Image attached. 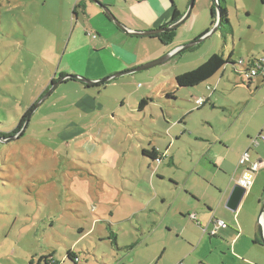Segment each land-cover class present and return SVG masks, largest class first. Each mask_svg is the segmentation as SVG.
<instances>
[{
  "label": "rangeland",
  "instance_id": "374dc122",
  "mask_svg": "<svg viewBox=\"0 0 264 264\" xmlns=\"http://www.w3.org/2000/svg\"><path fill=\"white\" fill-rule=\"evenodd\" d=\"M178 1L189 9L191 0ZM226 3L232 32L221 27L165 64L113 80L101 93L80 92V82L62 83L33 112L24 135L21 130L15 140L0 142V264H37L50 254L75 264L70 249L77 264H150L166 248L182 249L178 235L188 229L182 216L189 219L205 207L190 191L202 194L219 181L231 190L244 169L237 170L249 137L256 138L264 126V83L243 84L237 72L245 67L228 64L195 88L176 84L177 75L215 54L232 56L237 65L264 59V0ZM213 5L195 0L174 46L214 29ZM72 9L68 0H0L3 140L14 137L4 135L43 99L52 79L59 81L69 68L86 69L87 53L70 56L68 43L77 37ZM149 96L152 102L139 113L140 101ZM199 98L209 101L198 107ZM150 142L164 154L160 163L143 156ZM250 153L252 162L257 154L264 159V146ZM222 161L234 170L228 179L220 172L216 182L213 174ZM258 174L262 184L264 170ZM217 199L216 191L207 193L208 202ZM245 200L241 220L256 230L257 188ZM225 206L216 219L234 229L227 213L236 212ZM199 221L204 228L208 224ZM243 255L241 263L257 252L246 248Z\"/></svg>",
  "mask_w": 264,
  "mask_h": 264
},
{
  "label": "crops",
  "instance_id": "0c3cea01",
  "mask_svg": "<svg viewBox=\"0 0 264 264\" xmlns=\"http://www.w3.org/2000/svg\"><path fill=\"white\" fill-rule=\"evenodd\" d=\"M68 1L70 3V6L73 7L72 9L73 16H72L71 24H73V26L76 25V31H77L76 40H70L68 43V45L73 44L72 47L73 51L70 53V56L81 54L82 52H85L88 55H87V60L85 62L86 69L75 70L69 68L67 72L64 71V73L61 74L60 79L68 75H78V76H84L86 78H90L92 79V81H100L103 80V78L105 79L112 76L118 71L126 72L129 70H133V68L139 66V64L143 62H149L151 60H155L156 58H162V57L164 58L166 55L177 50V48L181 47L183 44L191 40L189 39V40L181 41L180 43L182 45L174 46L176 44L175 43L176 37L173 43H171L170 45H165L164 43H162L158 35H154V36L132 35L122 31L117 25L115 26L113 24L114 22L113 18L109 14H106V12H104V10L93 1L91 0H68ZM98 1L103 6H107L112 16L131 32L133 31L147 32V31L157 30L160 28L170 27L175 23L179 22L180 20H182L189 10L188 7L184 9V4H182L178 0H98ZM213 1L216 2V0ZM78 4H82L83 7L78 8L77 13L75 14L74 8ZM177 13L181 16V18L177 21H174L175 15H177ZM68 22L70 24V21ZM212 27L215 26L212 25ZM179 28L180 27L174 29L177 31ZM192 32L195 33V28L193 26L190 29V33ZM199 32L197 34H199ZM202 34L198 36L196 35L194 39L196 38L198 39L200 36H203ZM85 37L86 40H84ZM230 58L232 61V56H230ZM257 59L258 58H253L250 62H248L246 68L247 69L254 68ZM165 63L166 62L162 64ZM235 66L238 67V65ZM90 69H92L94 73L91 74V77H88ZM240 74L242 77L239 76V78L241 79L242 83L245 84L248 88H250L256 81L264 83V75L262 74H259L258 76H256L251 80L245 78L243 71H241ZM178 76L179 75H177V77ZM53 80L54 79H52V81ZM112 81L108 83H111ZM65 82L73 83L80 81L67 80ZM51 83L49 85L46 84V86L43 87V91L39 95L40 97L43 96V94L49 90ZM80 83L82 84V87L79 89L80 92L89 91L90 89L98 90L99 91L98 93H101L102 91V87H96V85L95 86L88 85L89 87H86L87 84L85 85L82 82ZM108 83H106L103 86L104 89ZM72 87L73 89H76V86L73 85ZM208 88L210 89V87ZM153 90L154 89H152V91ZM150 98L151 97L149 96L144 99H150ZM205 100H209V98L203 99V101H201V98L197 99L195 101L196 105L198 107H202L201 105H204L207 102V101L205 102ZM124 104L125 102H122V107L124 106ZM149 105L147 107H149ZM83 108L85 109L86 107ZM146 108H144L143 110H140V108H138L139 113L141 112L145 113ZM164 114L165 113L163 112V116H165ZM24 115L21 116V119L23 118ZM253 139H256L258 141V146L253 149L260 148L262 145L264 146V126H262V129H260L256 138L249 137L248 140L250 144ZM144 150H147L149 152L152 150H156L158 153L156 155V159H151L150 157L145 156L143 154V156L147 159V161L151 160L153 162L160 163L162 160L165 159L164 154L160 152L159 149L156 146H154V144H152V142L149 143V148L142 149V153ZM248 150L251 151L250 146L246 151ZM242 156L243 154L240 157L237 170H239L241 167H244V169H242L239 178L243 177L245 172L248 169H250L249 164L246 165L241 164ZM250 157L252 162L253 158L252 156ZM157 158H160V160ZM256 162L261 165L258 172L255 173V180L257 176V186L254 181L252 188L246 191L245 193V196L247 194H252V191L255 188H257V229L256 230L252 228L251 231L245 228L241 220V214L247 202V200L243 201L244 198L240 206L238 207L237 211H235L236 214H233L231 212L227 213L229 217V220L227 222L233 225L234 229L230 227L222 228L217 226L218 220L216 219V216L219 214L221 209H225L223 208V206L227 204L229 199V194L233 188L231 190L229 189L226 190L222 185L223 184L222 181L216 183L215 185L216 188L213 187L214 185L213 183H210V186L207 185V187H211V188H206L205 192L202 194L198 193L196 190L190 191L191 194L194 195L195 199L196 198L199 199V202H201L202 200L205 201V207L204 209H199L196 211V213L192 214V216L189 218L190 220L186 218L187 217L186 215L182 216V218L188 224V229L186 231L182 229L178 235V239L182 243L181 244L182 249L177 250L175 248L172 249L166 248L150 264H254V263L264 264V243H263L264 220L261 219L263 214L262 212L263 206H264V175H263V183L260 184V177L262 176V174L261 175L258 174L259 172H262L264 170V159L259 154H257ZM217 165L218 166H216V171H214L213 174L214 181L217 182V180H219L218 176L220 172L224 173L225 177L228 179V176H231L230 174L234 170V166L227 165L226 161H222L221 164H217ZM227 188H231V187L228 186ZM211 190L216 191L218 199L215 201H211L210 203L207 200V193L210 192ZM199 220H204L208 222L205 228L203 227L204 226L203 223H201ZM215 231L216 233L214 234L213 232ZM240 245L241 247L239 248ZM246 248L252 251H256L257 257H255V259H244L243 263H241L239 256H244L243 254ZM69 252H71L72 256H75L73 250L70 249ZM68 257H69V253H68ZM56 260H58L57 257ZM60 264L62 263L60 262Z\"/></svg>",
  "mask_w": 264,
  "mask_h": 264
},
{
  "label": "trees",
  "instance_id": "16d2710c",
  "mask_svg": "<svg viewBox=\"0 0 264 264\" xmlns=\"http://www.w3.org/2000/svg\"><path fill=\"white\" fill-rule=\"evenodd\" d=\"M218 5H219V10H220V21H221L219 28L223 27L224 30H226L227 33L228 32H232L233 29H232L231 22H230V19H229V11H228V7H227V4H226V0H219L218 1ZM80 7H83L82 4H78V5L75 6V8H74V13L75 14L77 13V9L80 8ZM211 17H212V20H213L212 21V25L214 26L217 23V20H216L217 19V9H216V3L215 2H214V5H213V7L211 9ZM180 18H181V16L177 13V15H175V20L174 21H177ZM158 37L161 39L162 43H164L165 45H170L171 43H173V41H174V39L176 37V30L175 29L167 30L165 33H162L161 35H158ZM201 37L202 36H200L199 38H201ZM228 64H232V66H234L236 68V66H235L236 64L231 61V58L225 59L223 56H221L219 54L212 55L205 63H203L199 67L195 68L192 71H189V72H186L184 74L179 75L177 77V79H176L177 85L179 87H182V88H195V87H198L201 84L209 82L210 79H212L219 71H221ZM237 73H238V75L241 76L240 72H237ZM52 82L55 83V82H57V80L54 79ZM104 85L105 84L96 85V87H98V86L99 87H103ZM86 87H89V86L86 85ZM206 101L208 102L209 100H205V102ZM151 102H152L151 99H143L140 102V104H139L140 110H143L144 108H146ZM207 102H206V104H207ZM36 104L37 103H35L34 105H32V107L30 109H28V111L25 113L23 118L20 120V123L15 128V130L10 132V133H8V134H5L4 137H6V136L7 137L14 136L17 133H19L21 130L23 131V135L25 134L24 132H26V129H27L28 125L26 126L25 130L23 128L25 126V123H26L30 113L32 112V110H33V108L35 107ZM206 104L201 105V106L204 107ZM250 149L251 150L253 149L252 144H250ZM246 152L249 153V155H250V150H248ZM246 152H244V153H246ZM143 154L145 156L150 157L151 159H156V155L158 153H157L156 150H152L150 152L147 151V150H144ZM157 159L160 160V158H157ZM111 239H113V238H111ZM68 253H69V258L72 261H74L75 264H77L76 263L77 261L74 258V256H72L71 252H68ZM29 264H33V261L30 262ZM37 264H60V262L56 260L55 254H50V255L42 256L38 260Z\"/></svg>",
  "mask_w": 264,
  "mask_h": 264
},
{
  "label": "water",
  "instance_id": "95a60500",
  "mask_svg": "<svg viewBox=\"0 0 264 264\" xmlns=\"http://www.w3.org/2000/svg\"><path fill=\"white\" fill-rule=\"evenodd\" d=\"M93 1L94 3L98 4L103 10L104 12H106V14H109L112 18H113V21L116 23V25L124 32L126 33H129V34H132V35H136V36H154V35H160L162 33H165L167 30L169 29H174V28H178L180 27L182 24L185 23V21L189 18V16L191 15L192 11H193V8H194V4H195V0H191V3H190V7H189V10L187 12V14L183 17L182 20H180L179 22L175 23L174 25L170 26V27H166V28H160V29H157V30H153V31H147V32H131L130 30H128L125 26H123L121 23H119L111 14L109 8L107 6H103L98 0H91ZM218 0H216V9L218 10V21H217V24L215 25L214 29L209 31L207 34H205L204 36H202L201 38L195 40L194 42L192 43H189L187 45H184V46H181L179 48H177V50L171 52L170 54L166 55L164 58H162L161 60H158V61H155V62H152L148 65H145V66H142V67H139V68H136L134 70H129V71H126V72H122V73H117V74H114L108 78H105L103 80H100V81H92V80H88L86 78H83L81 76H78V75H68V76H65L63 78H61L59 81L55 82L52 84L50 90L47 92V94L43 97V99H41L40 101L37 102V104L35 105V107L33 108L32 112L30 113L26 123H25V126L24 128H26V126L29 124V120L33 114L34 111H36L40 106L41 104L53 93V91L59 86L61 85L63 82L67 81V80H76V81H80L84 84H87L89 86H95V85H99V84H106L112 80H115V79H118L124 75H128V74H132V73H136V72H139V71H143V70H146V69H149V68H152L154 66H157V65H161L162 63L164 62H167L169 60V58L175 56L177 53H180V52H184V51H187V50H190L194 47H196L197 45L201 44L203 41H205L208 37H210L211 35H213L215 32H217L219 26H220V10H219V5H218ZM17 137H10L8 139H5L3 140V138L0 137V142H9V141H13L15 140ZM3 140V141H2ZM245 193H246V190L243 189L242 187L238 186V185H235L233 187V189L231 190L230 194H229V199H228V202L226 204V207L235 212L237 211L238 207L240 206L244 196H245ZM264 213V206H263V211ZM263 243H264V240H263Z\"/></svg>",
  "mask_w": 264,
  "mask_h": 264
},
{
  "label": "built area",
  "instance_id": "2783aa9c",
  "mask_svg": "<svg viewBox=\"0 0 264 264\" xmlns=\"http://www.w3.org/2000/svg\"><path fill=\"white\" fill-rule=\"evenodd\" d=\"M238 66L245 67L244 70H243V74H244L246 79L251 80V79L255 78L256 76H258L259 74L264 75V59L261 60V61H257L255 63L254 68L247 69L246 68L247 65L242 60L239 62ZM251 144H252V147L255 148V147L258 146V141L256 139H253L251 141ZM241 164L242 165L249 164L250 165V169H248L245 172L243 177L239 178L235 182H236L237 185H239L240 187H242L243 189L248 191V190H250L252 188V186L254 184V181H255V173L258 172V170L260 169L261 165L259 163H257V162H255V163L251 162L250 155L247 152L244 153V155L242 156ZM263 215H264V213H263ZM261 219H262V217H261ZM262 220H264V219H262ZM217 226L218 227H222V228L226 227V225L223 222H218ZM213 233L215 234L216 231L213 232Z\"/></svg>",
  "mask_w": 264,
  "mask_h": 264
},
{
  "label": "clouds",
  "instance_id": "9594fccd",
  "mask_svg": "<svg viewBox=\"0 0 264 264\" xmlns=\"http://www.w3.org/2000/svg\"><path fill=\"white\" fill-rule=\"evenodd\" d=\"M237 185V184H236ZM239 186V185H238ZM263 215V214H262ZM261 222H263V221H261Z\"/></svg>",
  "mask_w": 264,
  "mask_h": 264
}]
</instances>
